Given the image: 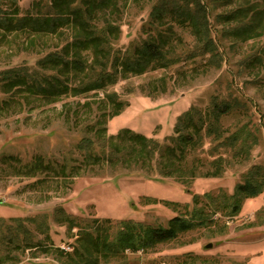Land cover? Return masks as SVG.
Returning a JSON list of instances; mask_svg holds the SVG:
<instances>
[{"label":"rangeland","instance_id":"obj_1","mask_svg":"<svg viewBox=\"0 0 264 264\" xmlns=\"http://www.w3.org/2000/svg\"><path fill=\"white\" fill-rule=\"evenodd\" d=\"M15 1L22 16L30 12L35 0ZM154 1L128 0L111 17L109 21L119 27L113 42L117 54L156 34L151 14ZM199 2L212 42L206 49L200 47L204 42L200 31L168 18L159 27L171 25L174 34L164 48L165 58L178 61L142 74H126L105 91L62 97L48 106L21 96L0 109V220H4L0 236L7 234L6 226L14 227L9 219L45 215L51 237L45 248L9 251L0 245L1 260L8 252L14 258L0 264H264V190L253 198L241 196L235 215L226 208L247 172L264 167V0ZM3 6L11 9L6 1ZM62 40L27 39L20 33L0 37V72L34 68ZM105 93H115L127 104L107 120V135L129 129L158 143L176 136L178 119L193 107L205 120L212 102L230 109L220 117L217 132L204 136L201 146L188 155L185 165L179 164L182 169L173 176L147 177L96 168L60 182L31 178L14 169L33 163L38 156L51 163L74 166L80 162L76 145L80 138L90 136L86 126L101 113L95 102ZM6 98L0 90V100ZM84 103L90 106L81 108ZM68 108L76 111L71 114ZM201 133L205 134L204 129ZM232 136L234 140L225 146L223 139ZM218 158L222 162L216 164ZM56 207L77 218L78 227L100 221L111 238L121 221L166 228L172 218L181 216L193 220L195 226L171 241L126 250L115 257L89 253L91 260L86 263L75 255L79 229L55 224ZM28 227L33 229L32 224Z\"/></svg>","mask_w":264,"mask_h":264},{"label":"trees","instance_id":"obj_2","mask_svg":"<svg viewBox=\"0 0 264 264\" xmlns=\"http://www.w3.org/2000/svg\"><path fill=\"white\" fill-rule=\"evenodd\" d=\"M5 1L10 10L4 9ZM127 1L35 0L30 12L20 16L15 0H0L1 39L18 33L27 39L63 38L54 50L36 61L34 68H13L0 72V90L7 95L6 100H0V109L21 96L48 106L62 97L105 91L117 80L125 78L126 74H142L148 69L162 68L178 61L177 57L176 60L165 58L164 48L174 34L171 25L163 30L159 27L165 26L168 18L183 25H187V22L188 26H193L196 32L203 34L204 42L200 47L206 49L211 46V39L206 35V13L199 0H157L151 11L157 24L156 34L148 36L132 50L117 54L113 42L117 39L119 27L109 20ZM95 103L96 111L101 113L94 123L86 126L90 136L80 138L76 145L80 162L74 166L67 162L51 163L38 156L33 163L14 169L31 178L43 176V179L60 182L68 181L80 171L88 172L96 168L139 172L147 177L173 176L182 169L179 164L185 165L188 155L201 146L203 137H211L217 132L220 117L230 109L227 104L212 102L205 120L201 111L193 107L178 119L174 131L176 136L168 137L165 143H158L129 129L107 135V120L119 115L127 104L120 101L115 93H105ZM85 106L90 104L84 103L80 107ZM75 111L71 109V114ZM202 129L205 133L203 136ZM234 138L223 139L225 146ZM214 161L216 164L222 162L221 158ZM263 190L264 167H252L244 182L236 186L226 208L230 209V214L235 215L240 211L241 196L253 198ZM145 200L148 201L147 198ZM52 218L55 224L79 229L76 235L79 245L74 248L75 255L86 263L91 260L89 253L106 258L115 257L126 250L136 251L155 243L171 241L177 233L195 226L193 220L188 221L181 216L172 218L166 228H151L139 222L121 221L117 223L119 229L111 238L108 229L100 221L91 222L94 223L91 226L78 227L77 218L67 214L61 207L55 208ZM192 218L195 220L199 217ZM9 222L14 223V227L6 226L7 234L0 236V245H5L9 251L45 248V241H51L50 226L45 215L26 219L12 218ZM103 222L110 223L108 220ZM28 224H32L33 229ZM39 236L42 239H38ZM83 243L84 247L80 245ZM7 255L2 260L0 258V261H14L13 257Z\"/></svg>","mask_w":264,"mask_h":264},{"label":"built area","instance_id":"obj_3","mask_svg":"<svg viewBox=\"0 0 264 264\" xmlns=\"http://www.w3.org/2000/svg\"><path fill=\"white\" fill-rule=\"evenodd\" d=\"M61 250L65 251V252H70L71 248L69 246H61Z\"/></svg>","mask_w":264,"mask_h":264},{"label":"water","instance_id":"obj_4","mask_svg":"<svg viewBox=\"0 0 264 264\" xmlns=\"http://www.w3.org/2000/svg\"><path fill=\"white\" fill-rule=\"evenodd\" d=\"M208 248L210 247V245L207 246Z\"/></svg>","mask_w":264,"mask_h":264}]
</instances>
